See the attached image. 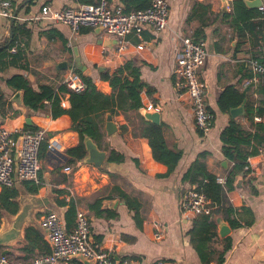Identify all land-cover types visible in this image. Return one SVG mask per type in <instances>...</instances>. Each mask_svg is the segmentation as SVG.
Returning a JSON list of instances; mask_svg holds the SVG:
<instances>
[{"label": "crops", "instance_id": "1", "mask_svg": "<svg viewBox=\"0 0 264 264\" xmlns=\"http://www.w3.org/2000/svg\"><path fill=\"white\" fill-rule=\"evenodd\" d=\"M4 1L15 5L17 18L12 22L13 18L0 15V45L13 36L16 21L24 23L29 34L20 33L18 38L22 43L18 49L22 52L19 61L0 70V90L7 99V105L0 109V126L24 131L45 128L62 148V158L50 153L47 160H42L43 185L40 191L35 194L26 191L19 196L34 204L35 209L31 220L24 226V232L27 227H38L41 217L46 211L53 210L54 203L65 215L67 207L58 204L55 193L56 189H65L68 193L59 199L76 200L77 210H85L89 217L93 244L112 252L119 263L264 264V159L260 153L248 158L251 168L245 167L246 172L236 177L234 188L227 192L235 210L230 217L234 224L223 215H212L213 226L208 230L201 217L204 214L183 212L179 206L182 191L195 187L184 180V176L200 155H206L209 172L226 180L234 162L223 153L221 133L232 118L251 132L257 129L259 122L264 125V111L262 119L256 120L245 114L234 116L232 109L238 106L224 111L219 105L221 95L228 88L243 91L240 84L250 75L251 44L254 39L261 38L253 27L246 26L247 22L239 21L232 26V17H224V12H233L235 0H168L169 26L159 33L148 28L132 31L125 38L127 49L122 53L117 52L118 40L100 27H82L76 34L67 24L38 18L45 6L57 11L64 6L98 0H0V8ZM262 2L259 9L264 13V0ZM112 4L121 5L120 0H112ZM244 4L247 10L253 9L246 0ZM197 33L201 34L199 39L207 43L208 50L206 63L200 69L207 103L213 114V125L207 134L196 127L188 101L180 96L175 86L176 56L181 39L186 36L197 39ZM139 45L144 47L138 48ZM17 52L9 53L14 55ZM77 53L84 67L82 71L96 81L101 70L114 71L126 61L133 60L140 67L147 86L141 92L143 106L139 114L143 116V109L150 104L154 107L152 110L159 113L157 124L163 126L167 146L172 151L181 152L174 170L169 171L166 164L154 158L149 140L143 135L141 118L135 115L128 118L122 112L111 113L118 129L112 135L106 131L108 113L105 114L102 122L104 136L99 148L106 151L107 159L111 149L125 152L127 158L124 162L106 160L101 167L82 161L66 164V149L80 141L70 118L67 115L53 118L49 102L38 111L23 106L22 97L15 100L17 91L7 87L5 79L24 73L35 86L47 84L58 91L66 70L60 69L59 64L68 61V67L75 68L76 65L78 68ZM106 91L110 93L111 88L107 87ZM258 95L259 100L264 101V91H258ZM60 97L62 107L70 108V94L62 92ZM254 100V91H248L246 103ZM122 125L128 126L131 138L139 139L141 154L127 147L122 137ZM137 157L144 165L142 168L134 161ZM67 165L72 168L71 172L65 170ZM12 217L3 216L0 229L6 227ZM156 218L166 226L161 240L153 237L151 221ZM63 220L66 230L74 227L75 218ZM223 225L229 229L225 234H222ZM40 233L44 240L32 235L34 246L19 239L1 246L0 252L8 250L7 255L15 259H29L51 252L47 236ZM67 264L83 263L73 258Z\"/></svg>", "mask_w": 264, "mask_h": 264}, {"label": "trees", "instance_id": "2", "mask_svg": "<svg viewBox=\"0 0 264 264\" xmlns=\"http://www.w3.org/2000/svg\"><path fill=\"white\" fill-rule=\"evenodd\" d=\"M29 3H32V1ZM151 3L152 0H120V4L126 13L146 9ZM223 15L226 19L232 17V26H235L239 21L247 22V27L250 29L253 27L261 35L260 39H254L249 54L250 59H255L259 63L264 64V13L259 8L247 10L244 0H235L233 12H224ZM200 32H202V29L199 30ZM20 33L29 34V30L25 28L24 23L16 21L13 26V36L3 45H0L1 71L12 64H16L19 61L18 58L22 56L21 50L14 55L9 53L10 48L18 42ZM199 33L196 35L197 39L201 38V34ZM258 46L262 49H258ZM74 66L86 85L82 92L72 91L66 85H61L58 91L47 84L35 86L24 73H17L5 79L7 87L14 91H23L24 103L30 110L38 111L45 107V102H49L53 118L63 115H67L70 118L72 128L78 132L80 141L76 146L66 149V164H75L84 159L87 154L86 137L92 138L100 146L104 136L102 122L106 113L118 114L122 112L128 118L132 115L141 118V123L144 125L143 135L149 140L154 158L166 164L169 171L174 170L181 158V152L172 151L167 146L162 124L150 122L139 114V109L143 106L141 92L147 86L141 77L140 67L133 60L126 61L125 64L114 71L110 69L101 70L100 78L96 81L92 75L86 74L78 69L76 65ZM107 87L111 88L110 93L106 91ZM262 90L264 91V83L259 87V92ZM62 92L70 94V108L66 109L62 107L60 97V93ZM246 100V91L241 92L234 88H228L221 95L219 105L224 111H228L233 107L235 108V106L240 107L244 105L243 115L245 114L247 117L254 119L256 116H262L264 101L254 100L247 104ZM6 105V96L0 90V109L2 110ZM128 130L127 125L121 126L123 140L127 147L141 154L139 139L136 137L131 138ZM221 140L224 155L234 162V166L229 171L225 183H220L217 179L218 177L209 172L205 163V154L200 155L184 176V180L195 185L196 189L205 194L212 202L213 210L211 214L201 216L208 230L213 226L211 223L212 215L220 214L230 219L231 215L234 214L235 210L228 198L227 192L234 188L236 177L246 172L245 167L248 165V158L259 154L261 147L264 146V125L259 122L257 129L251 132L243 129L236 118H232L222 131ZM40 157L42 160H47L50 157L45 141L41 144ZM126 158L125 152L111 149L107 160L110 163H122ZM134 161L140 168L144 166L140 157L134 158ZM39 179V182L31 180L22 182L29 192L38 193L43 185L42 170L39 173ZM55 193L58 195V204L67 207L63 219L73 220L77 212L76 200L74 198H70L69 201L60 200L59 196L65 197L68 193L65 189H56ZM18 196L19 191L15 186L4 187L0 190V224L3 211L12 214L18 211ZM126 200L129 204L128 199ZM231 222L234 224L233 220ZM32 235H35L37 239L44 240L40 231L29 227L26 230V239L29 241V246L35 245ZM27 250L30 249L27 248Z\"/></svg>", "mask_w": 264, "mask_h": 264}, {"label": "built area", "instance_id": "3", "mask_svg": "<svg viewBox=\"0 0 264 264\" xmlns=\"http://www.w3.org/2000/svg\"><path fill=\"white\" fill-rule=\"evenodd\" d=\"M0 15L9 19L17 18L15 6L10 1H4ZM38 18L67 24L76 34L82 27H102L118 40L117 52L122 53L127 49L125 38L132 31H141L144 28L158 33L164 31L169 26L170 6L168 0H152L148 8L126 13L121 5L114 6L112 0H98L78 6H64L57 11L45 6ZM21 46L22 43L17 42L9 52L16 53ZM257 48L262 49L260 46ZM207 56V43L204 39L182 37L175 67L177 91L188 101L194 123L204 134H207L213 125V114L207 103L205 84L200 78V69L206 63ZM249 68L251 74L242 80L240 89L246 92L254 91L257 101L259 87L264 83V64L249 59ZM61 84L75 92H82L86 87L82 76L74 67H68L64 71ZM145 109L152 110L154 107L150 104ZM261 119V116H256V120ZM43 141L47 143L49 153L62 158L61 144L50 137L45 128L24 131L0 126V189L15 185V164L20 181H39V173L42 170L40 148ZM260 154L264 159V146L261 147ZM250 168L248 164L246 169ZM65 170L71 172L72 168L66 166ZM217 179L220 183H225V178L219 176ZM179 206L183 212L195 214L210 215L213 210L211 200L196 187L182 191ZM41 225L51 244V252L29 259H15L0 252V264H67L77 254L94 259L97 264H122L115 260L112 252L93 244L91 223L83 209L77 210L74 227L70 230L65 229L63 217L55 210H48L43 214ZM151 226L153 237L161 240L166 230L163 221L153 219ZM158 264L166 263L159 261Z\"/></svg>", "mask_w": 264, "mask_h": 264}, {"label": "water", "instance_id": "4", "mask_svg": "<svg viewBox=\"0 0 264 264\" xmlns=\"http://www.w3.org/2000/svg\"><path fill=\"white\" fill-rule=\"evenodd\" d=\"M246 3L251 8H260L263 5L262 0H246ZM15 15H17V11L15 12ZM14 21H15V18L12 19V22ZM100 29H103V28L100 27ZM76 62H77L78 68L81 70H84V67L81 64V60H80L78 53H77ZM68 66H69L68 61H63L59 64V68L64 69V70L67 69ZM21 97L23 100L22 105L26 106L24 103L23 91L19 90L15 94L14 98L15 100H17V99H20ZM142 113H143V116L146 117L147 119L155 123H159L160 115L157 111L147 110L144 108ZM243 113H244V105L237 107L235 109H232V114L234 116H240ZM106 131L109 135H112L118 131L117 125L113 121V115L111 113L107 114ZM85 145H86L87 154L84 157V159L81 161L83 163L94 164L97 167H101L104 164V162L107 160L106 151L100 149L97 143L90 137L85 138ZM14 175H15V185L14 186L18 189L19 196L23 192H26V191L29 192L27 188L24 186L23 182L19 180L18 173H17V164H15V174ZM19 196L17 198L19 209L15 214L9 213L7 211H3V216H11V217L14 216V217L10 218V220L8 221V225L6 227L0 229V247L4 245H9L19 239L20 240L25 239V241L28 242V240L26 239L27 229L24 232V226L27 222L31 220L32 213L35 209L33 208L34 204L27 203L25 199H22V198L20 199ZM53 210L58 212L64 218V214L61 213V210H59L57 203L53 204ZM30 227L35 228L36 230L42 232L43 234H46V231L42 227L41 224H39L38 227H34V226H30ZM222 230H223L222 234H225L229 229L225 225H223ZM23 232L25 233V235H23ZM8 252H9L8 250H4L3 254H7ZM74 258L79 259L83 264H97L94 259H87L82 254H77L74 256Z\"/></svg>", "mask_w": 264, "mask_h": 264}, {"label": "rangeland", "instance_id": "5", "mask_svg": "<svg viewBox=\"0 0 264 264\" xmlns=\"http://www.w3.org/2000/svg\"><path fill=\"white\" fill-rule=\"evenodd\" d=\"M62 163H64V161H62Z\"/></svg>", "mask_w": 264, "mask_h": 264}]
</instances>
